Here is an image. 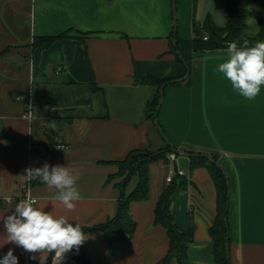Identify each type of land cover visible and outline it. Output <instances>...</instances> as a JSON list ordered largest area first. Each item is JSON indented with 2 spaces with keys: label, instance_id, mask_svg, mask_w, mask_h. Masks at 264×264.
Here are the masks:
<instances>
[{
  "label": "crops",
  "instance_id": "obj_1",
  "mask_svg": "<svg viewBox=\"0 0 264 264\" xmlns=\"http://www.w3.org/2000/svg\"><path fill=\"white\" fill-rule=\"evenodd\" d=\"M214 1L207 14L224 25L228 0ZM234 1L244 34L255 37L264 4ZM203 2L175 0L174 14L173 0H0V217L29 194L74 225L103 223L138 182L136 173L113 175L117 162L133 150L168 148L177 159L151 161L147 198L129 204L132 236L113 248L102 231L84 232L90 263L157 264L165 256L169 238L154 223V207L178 167L185 176L175 178L171 210L179 230L194 226L187 264H213L217 190L206 167L191 169L197 154L215 157L227 178L229 264H264V87L253 100L241 97L217 70L227 46L194 50ZM62 32L68 36L44 41ZM147 76L157 82L139 81ZM45 163L79 174L84 199L74 210L53 205L55 190L25 175ZM6 235L0 220V259L12 249L18 264H39L38 253L6 243ZM62 264L77 263L68 252Z\"/></svg>",
  "mask_w": 264,
  "mask_h": 264
},
{
  "label": "trees",
  "instance_id": "obj_2",
  "mask_svg": "<svg viewBox=\"0 0 264 264\" xmlns=\"http://www.w3.org/2000/svg\"><path fill=\"white\" fill-rule=\"evenodd\" d=\"M264 4V0H257ZM196 3V0H195ZM176 4L173 0V12L175 14ZM175 22L173 32L175 30ZM259 32L255 37H248L244 34L245 28L244 15L239 12L234 0H228L226 6V21L224 25H217L210 14H207L200 27H194L193 48L195 51L224 48L231 41H237L242 44L244 40L249 41L250 45L256 41L264 40V20L259 23ZM207 35L204 39L203 36ZM68 36L67 32H62L57 36H48L44 38L47 43L55 39ZM140 82H157L150 76L139 80ZM162 82L159 81V84ZM160 92L157 93L152 102L156 109L159 103ZM165 150L157 152H146V159H138L139 155L129 154L117 163L124 171L129 174L136 173L138 182L134 189L127 195H121L118 201L117 211L114 216L107 221L83 227L82 231L100 230L102 231L110 246L115 248L127 241L136 228V222L129 213V204L131 201L144 200L148 196V165L151 161L165 157ZM216 158H208L204 155H191V169L197 166H204L208 169L217 190V213L209 233L213 239V264H229L228 252V228H227V201H228V182ZM176 187V181L173 180L167 188L160 194L154 207V223L161 224L167 232L169 238V247L165 256L157 264H167L171 259H175L177 264H187V247L192 239L194 226L190 223L187 231H181L177 228L174 220V214L171 210V194ZM74 250V260L77 264H91L85 256L81 246L79 250Z\"/></svg>",
  "mask_w": 264,
  "mask_h": 264
},
{
  "label": "clouds",
  "instance_id": "obj_3",
  "mask_svg": "<svg viewBox=\"0 0 264 264\" xmlns=\"http://www.w3.org/2000/svg\"><path fill=\"white\" fill-rule=\"evenodd\" d=\"M226 58L218 65L232 89L247 100L255 99L264 87V40L251 44L231 41L225 49ZM22 101L23 97H16ZM25 175L29 180L38 179L55 192L51 197L53 205L59 203L72 211L77 202L84 199L77 182L79 174L69 168L45 163L42 167H28ZM6 229V243H13L25 251L39 254V264H46L48 255L54 252L52 264H62L65 254L79 247L88 239L83 227L69 222L66 216L53 215L39 206V199L28 195L20 200L11 215L0 217ZM31 259H36L32 256ZM0 264H18L13 250L0 259Z\"/></svg>",
  "mask_w": 264,
  "mask_h": 264
},
{
  "label": "rangeland",
  "instance_id": "obj_4",
  "mask_svg": "<svg viewBox=\"0 0 264 264\" xmlns=\"http://www.w3.org/2000/svg\"><path fill=\"white\" fill-rule=\"evenodd\" d=\"M203 4H204V6L207 8V10H204L203 11V13L204 14H201V12L200 11H198V17L201 19L202 17H204L203 15H206L207 13H208V10H209V5L211 6H214V7H216V1H214V0H204V2H203ZM213 7V8H214ZM217 15H219V14H217ZM225 16H226V14L225 13H223L222 14V20H221V23H224V19H225ZM133 154H136L137 156L139 155V157H137L138 159H146V156H147V154H146V151H142V150H137V151H135ZM113 175H118V176H122L123 175V178H122V180H125L126 179V177H127V175H128V172L127 171H124L123 169H121V167L119 166V164H118V166H117V171H116V173L115 174H113ZM70 256H71V258H72V260L74 261V262H76L75 260H74V250H72V251H70Z\"/></svg>",
  "mask_w": 264,
  "mask_h": 264
},
{
  "label": "built area",
  "instance_id": "obj_5",
  "mask_svg": "<svg viewBox=\"0 0 264 264\" xmlns=\"http://www.w3.org/2000/svg\"><path fill=\"white\" fill-rule=\"evenodd\" d=\"M204 39L207 38V35L203 36ZM20 97V96H19ZM25 116H27L28 118L31 117V113L30 111H28ZM166 158L170 161H175L177 159V154L173 151H170L168 153H166ZM185 176V171L182 168H178V167H171L169 170V173L166 176V180L168 183L172 182L173 180H175L176 177H184ZM29 194H26V197Z\"/></svg>",
  "mask_w": 264,
  "mask_h": 264
}]
</instances>
